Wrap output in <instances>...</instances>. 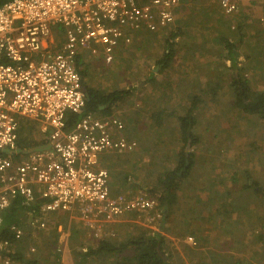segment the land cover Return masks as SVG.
I'll use <instances>...</instances> for the list:
<instances>
[{"label": "rangeland", "instance_id": "374dc122", "mask_svg": "<svg viewBox=\"0 0 264 264\" xmlns=\"http://www.w3.org/2000/svg\"><path fill=\"white\" fill-rule=\"evenodd\" d=\"M174 13L165 31L119 46L111 64L87 56L83 85L102 93H128L111 113L124 121L136 149L101 157L118 196H151L148 191L157 189L158 179L175 168L182 147L177 120L195 106L197 144L190 150L192 168L175 205L167 212L159 208V219L130 213L97 220L92 227L68 214L67 219L53 215L42 231L34 230L26 215L30 232L25 230L13 245V255L19 251L22 256L14 264H73V255L98 239L151 235L159 226L171 264L187 258L193 264H264V200L244 188L251 182L264 190V122L234 106L232 86L240 74L253 91H264V4L252 3L228 16L214 1L180 0ZM226 42L235 46L230 56L238 71L230 68ZM168 48L173 59L162 69L159 62ZM210 88H215L212 93ZM24 124L21 136L29 143L40 140L38 125ZM71 226L83 233L74 238ZM171 234L199 244L190 248L169 241Z\"/></svg>", "mask_w": 264, "mask_h": 264}, {"label": "built area", "instance_id": "2783aa9c", "mask_svg": "<svg viewBox=\"0 0 264 264\" xmlns=\"http://www.w3.org/2000/svg\"><path fill=\"white\" fill-rule=\"evenodd\" d=\"M204 1V0H197ZM225 15L264 0H211ZM180 0H7L0 5V234L3 213L15 199L34 230L68 214L92 227L97 220L134 213L160 218L156 199L113 196L101 157L130 154L136 141L116 115L80 116L86 96L80 70L86 57L108 65L138 33L156 34L173 22ZM261 22L264 21L260 19ZM82 63L80 65V63ZM24 120L38 125L45 145L20 148ZM32 150V151H30ZM19 239L23 232L12 227ZM0 238V264H14ZM33 252V249H30Z\"/></svg>", "mask_w": 264, "mask_h": 264}, {"label": "trees", "instance_id": "16d2710c", "mask_svg": "<svg viewBox=\"0 0 264 264\" xmlns=\"http://www.w3.org/2000/svg\"><path fill=\"white\" fill-rule=\"evenodd\" d=\"M7 0H0V5ZM185 1V0H184ZM183 9H180L181 11ZM179 11L176 10L177 14ZM149 33H138L144 35ZM176 35H171L170 40H174ZM169 47V46H168ZM231 43L226 42L224 49L228 51L230 68L237 69L235 56L231 57L233 52ZM173 51L171 48L167 49L164 58L159 62L162 69L168 67L173 59ZM80 63V62H79ZM82 63H80L81 65ZM87 64L80 70L82 78L86 75ZM161 69V70H162ZM238 71V69H237ZM232 86H235V103L234 106L241 111V113L254 116L264 122V91H253L243 79L240 74H237L235 79H232ZM86 103L85 108L80 116L68 115V124L75 123L80 117L86 114H95L97 116H111L112 107L123 102L128 95L126 91H113L110 93H102L96 89L84 86ZM215 89V88H214ZM213 88L209 92L212 93ZM195 103V101H194ZM195 106L191 105L187 109L184 116L178 118L179 140L182 143L180 151L177 153L176 166L173 170L167 171L157 181V189L153 188L149 192L151 198H154L159 203V208L164 212L171 210L177 200V192L182 186V181L187 178L192 168V152L190 150L197 144V137L193 133L195 127V119L193 118V111ZM160 113L154 114L155 124L159 123ZM124 122V121H123ZM125 124V123H124ZM125 124V133L127 131ZM23 135V133H21ZM127 135V134H126ZM128 136V135H127ZM129 138V137H128ZM27 136L21 137L19 141L20 148H36L46 144V141L38 140L32 141ZM188 149V150H186ZM245 189H254L256 197L264 200V190L257 186L256 183H248ZM199 194V193H197ZM37 208L36 205H26L21 199H15L12 205L3 213L0 238L8 240L10 245L17 244L23 237L24 231L30 232L28 226L25 225L27 219L26 212ZM60 215V214H59ZM57 216V215H56ZM61 219H67V214L60 215ZM167 217V215H166ZM219 217V216H218ZM65 221V220H64ZM163 223V222H161ZM18 227L23 234L19 239H16L11 232L12 227ZM74 238L83 233L82 229L74 228ZM162 231H156L151 235L138 236L132 239H124L121 241H112L111 239H98L93 247H87L82 251H77L73 255V264H171L170 254L167 250L165 239ZM29 235V233H28ZM13 259L22 260V256L18 251L15 255H11Z\"/></svg>", "mask_w": 264, "mask_h": 264}, {"label": "crops", "instance_id": "0c3cea01", "mask_svg": "<svg viewBox=\"0 0 264 264\" xmlns=\"http://www.w3.org/2000/svg\"><path fill=\"white\" fill-rule=\"evenodd\" d=\"M142 36V35H141ZM140 35L139 36H134L136 39L137 38H140L141 37ZM134 40V39H133ZM132 40V41H133ZM111 155H116V154H110V155H108V156H111ZM108 156H106V157H108ZM110 191H111V194L113 195V196H117V195H115L114 193H113V191H112V189H111V187H110ZM119 195V194H118ZM129 196V195H128ZM127 215V214H126ZM159 229L157 230V231H160L161 230V228H160V226L158 227ZM181 233H183V232H181ZM162 235H164V234H162ZM170 239H169V241H171V240H175V241H177V242H183L184 244H186L187 246H192V247H190V248H193V247H195L196 245H198L199 243H196V241L192 238V237H186V238H182V240L180 239V238H174L175 236H173L172 234L169 236V235H167ZM180 236V235H179ZM171 237L173 238V239H171ZM181 237V236H180ZM174 241V242H175ZM196 243V244H195ZM165 244H167V241L165 242ZM166 247H167V245H166ZM181 256V255H180ZM189 258H187V259H183V261H185V262H183V261H181V262H178V264H193V259H190V260H188ZM188 260V261H187ZM170 263H171V260H170Z\"/></svg>", "mask_w": 264, "mask_h": 264}, {"label": "water", "instance_id": "95a60500", "mask_svg": "<svg viewBox=\"0 0 264 264\" xmlns=\"http://www.w3.org/2000/svg\"><path fill=\"white\" fill-rule=\"evenodd\" d=\"M30 151H32V150H30Z\"/></svg>", "mask_w": 264, "mask_h": 264}]
</instances>
